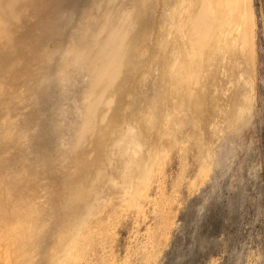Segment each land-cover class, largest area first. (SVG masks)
Instances as JSON below:
<instances>
[{"label":"rangeland","instance_id":"374dc122","mask_svg":"<svg viewBox=\"0 0 264 264\" xmlns=\"http://www.w3.org/2000/svg\"><path fill=\"white\" fill-rule=\"evenodd\" d=\"M58 1L35 0L33 14L27 21L21 23V21H16L13 12H18L20 3L25 1L0 0V85H2L0 88V103L2 102L0 104V264H47L52 261V258L62 255L59 241L63 234L67 233L66 229L71 227L72 217L77 210V204L74 202L76 189L81 187L82 192L83 189L87 190L86 185L82 186L78 183L79 177L83 175V168L89 160L92 142L96 140V137L98 138V132L103 127H109L114 112L110 110L107 115L109 120L103 121L96 129L98 136L95 134L84 145L78 146L80 148L74 152L70 150L71 147L69 150L66 149V145L76 144V138L73 137L77 136L75 134H77L78 125L74 124L76 127L72 131L64 125L70 124L68 123L70 121L68 118H71L69 114L74 116L72 120L77 116L76 119L79 117L77 120L82 121L78 113L80 110L78 107L80 103L77 102L80 98L78 92L80 87L88 83L86 81H89V76L84 73L87 77L85 80L82 71L76 77L73 76L75 77L74 84H70L78 85L84 79L83 85L80 83L82 86L80 84V87L75 86L77 88H72V86L70 88L66 84L64 86L56 79V76L60 74L59 61L64 58L62 57L64 44L69 42V36L72 34L70 32L72 30H67V28H76L81 13L89 9V3L91 5L97 0H83V3L79 0H71L72 8L70 7L71 10L67 15L69 23L66 21L54 35H51L50 40L46 41L43 32L49 20L54 17L50 12ZM87 1L88 5H86ZM43 2L45 4L42 5ZM76 2H79L82 7H77ZM120 3L123 4L124 9L131 4L130 0L115 2L116 12L118 9V12L122 11V8H119ZM140 3L144 4L141 1ZM155 3L156 0L148 1V18L154 17L155 20L153 18L150 20L156 21V29L159 31L162 28L159 24L160 16L163 14L168 16L169 11L161 4ZM254 4L258 17V90L255 91L257 92V103L254 113L246 119L240 129L232 131L229 122L224 118L227 108L224 104L227 99L226 94L230 92L224 93V102H221V107L214 111L210 119L208 118L211 123L207 120L199 126L197 107L200 104L198 96L202 90L201 83L210 76L214 69L208 67L207 63L203 71H201L202 66L194 68L192 80L194 96L190 101L188 112L186 110L176 111V114L171 115L172 117L167 116L168 112L164 115V112L160 122L151 125L150 128L147 127L148 124L144 125L143 135L145 134L144 137L148 140L145 149H153V144L157 143L161 150L162 145L160 144L163 142L175 144V140L184 142L181 145L190 149L189 179L196 173L197 166L207 160L203 153L204 148L212 147L220 151L224 139H231L234 135L239 143L235 154H231L228 150L223 153L220 166L212 173L208 183L198 186L201 188L198 189L199 191L196 189L189 193L186 187H181L179 195L181 199L173 212L183 227L175 228L171 232L168 248L166 247L163 254L166 259L164 258L165 261L163 260L162 264H264V0H254ZM153 8H155L154 14L151 12ZM86 23L87 21H83L82 25ZM160 30V32L164 31ZM166 33L168 31L165 32V36L169 38L173 35L170 30L168 34ZM234 74L230 78L237 81L238 73ZM155 75L153 68L147 72L144 67L140 68L136 75L131 73L133 91L128 96L124 94L121 101L119 98L114 101L113 109L117 108L120 102L119 107L123 110L126 101L130 103L133 98L137 99L138 104H141L140 107L144 105L141 107L143 114H139L137 119L145 123L149 116L147 101L155 93ZM217 76L222 79L224 77L223 81H219V85L230 88L233 86L226 82L227 77L224 75L220 76L217 72ZM210 81L213 80L210 78L207 82L210 83ZM38 82L41 85H38ZM66 86L69 92L71 91L69 94ZM211 87L207 85L208 91L213 90L214 87ZM74 89L79 90L76 93ZM62 91H66L65 98ZM14 92L19 94V99L22 98L19 107L12 100ZM58 93L61 97L59 106L61 110L63 109L61 113L68 115L67 118L66 115L60 118V126L65 127L63 129L65 132L61 131L62 128L53 120V112L59 100L52 102L51 96H57ZM73 94L75 95L71 97ZM71 98L77 99V103L73 99L70 100ZM64 100L70 103L67 105L71 107H68L63 102ZM172 102L174 103L173 96L169 104H173ZM64 103L72 111L67 110ZM10 110L11 114H9ZM144 110L146 113L143 112ZM191 120H195V124ZM81 121L77 123L80 124ZM139 121L135 124L132 121L123 125V136L121 135L120 141L111 147L109 153L110 161L107 163L109 170H115L114 167L118 164L124 165L127 161L134 160L136 154L133 153L136 147L132 143L134 140L131 139V134L141 132L143 124L140 122L142 126L138 125ZM228 129L230 130L227 131ZM70 135L71 142L69 141ZM201 143L204 146H201ZM176 150L177 147L174 146L169 152L171 156L167 161L168 166L166 165L169 176L166 177L165 187L169 192H171L173 179L179 167ZM145 152H141V155H145ZM64 153H66L65 158ZM116 181L108 177L104 185L105 189L113 185V189H110L113 190L110 192H114L111 195L113 199L111 205L114 207L116 205V207L111 208L110 205L109 213L120 209L122 204L120 191H117L119 187L115 185ZM97 199L99 200L92 202L98 204L99 201H103L99 196ZM91 200L93 198L89 201ZM81 205L82 208L78 210L80 216L86 213L85 203L81 202ZM132 215L133 213H129L121 217L122 222L116 227L115 250L120 256L125 255L126 244L134 232L130 227L136 226L131 222L134 219ZM140 221V228L145 227L147 222L150 223V217L144 219L142 216Z\"/></svg>","mask_w":264,"mask_h":264},{"label":"bare ground","instance_id":"6f19581e","mask_svg":"<svg viewBox=\"0 0 264 264\" xmlns=\"http://www.w3.org/2000/svg\"><path fill=\"white\" fill-rule=\"evenodd\" d=\"M24 1L20 3L19 11L13 12L16 21H21V23L27 21L33 14V5L35 4V0ZM82 1L79 0V2ZM97 1H92L93 3L90 1L91 5L88 1L87 4L85 2L86 5L89 3L90 7L86 9V12L81 13L76 28H67V30H72L70 31L72 34L69 36V42L64 44L62 56L64 58L59 61L60 74L56 76V79L64 86L66 84L73 88L84 83V79L87 78L85 74L89 76L86 85L82 88L81 84L79 85V100L77 97H75L77 99H70L80 103L78 107L81 112L78 108V113H80L82 121L81 119L77 120L79 117L76 119V115L72 120L71 118L74 116L69 114L71 118H68L70 121L67 122L70 124L65 123L64 126H68V130L70 128L71 131L76 127L74 124H77L79 128L76 127L77 134L75 135L77 136L73 137L76 138V146L69 144L66 145V149L69 150L71 147L72 152L78 150L80 148L78 146L84 145L86 141L97 134L96 129L103 121L109 120L108 112L110 110H114V112L109 127H103L98 132L99 136L97 134L98 138L96 137V140L92 142L89 160L83 168V175L79 177L78 183L82 186L86 185L87 190L83 189L82 192L81 187L76 189L74 202L77 204V210L72 217L71 227L66 229L67 233L63 234L59 241L62 255L57 256L58 258L54 256L55 258H52V261L47 264H162L165 258L163 254L169 244L171 232L175 228L183 227L173 212L174 207L178 206L181 199L179 198L181 187H186L189 193L196 189L200 190L201 188L198 186L208 183L212 173L220 166L223 153L228 150L231 154H235L239 143L236 136L232 135L231 139H224L220 151H216L212 147L204 148L203 153L207 160L203 161L204 163H199L196 173L189 179L190 149L181 145L184 142L176 140L177 144L163 142L160 144L162 145L161 150L156 143L153 144V149H145L148 140L145 139V134L143 135V128L146 124L150 128L151 125L160 122L164 112V115L168 112L167 116L176 114V111L186 110L188 112L190 101L194 96L192 88L194 68L202 66L201 71H203V67H206L207 63L208 67L214 69L210 76L208 75L209 77L201 83L202 90L198 96L200 104L197 107L199 126H202L208 118L210 119V116H213L214 111L221 107V102H224V93L230 92V94H226L227 99L224 104L227 108L225 107L224 118L229 122L232 131L240 129L246 119L254 113L257 103V92H255L258 90L257 12L254 0H156L155 4H161L169 11V17L164 14V16H160L159 24L162 27L160 29L164 30L160 32V29L159 31L156 29V21L150 20L154 17L148 18L149 0H130L131 4L125 9L120 3L121 7L119 8H122V11L119 12L118 6L116 12L115 2L120 0ZM140 1L144 4L142 5ZM79 2H76V5L81 8ZM43 4L45 3L43 2ZM71 5V0H59L52 7L50 13L54 17L49 20L44 29V40H50L51 35H54L66 21L68 22L69 16L67 18V15L71 10L70 7L72 8ZM116 5L118 4L116 3ZM154 10L155 8L151 9L152 14H154ZM74 11H76L75 8ZM83 21H87L86 25H82ZM19 26L21 27V25ZM169 30L173 32L171 38L165 36V32L169 33ZM142 67L147 72L153 68L156 73L154 76L155 93L147 101L149 116L145 123L137 119L139 114H143L141 107L144 106L140 107L141 104H138L137 99L133 98L130 103L126 101V107L122 104L123 110L119 107L120 102L118 107L113 109L114 101H117L118 98L121 101L124 94L127 96L131 94L134 86L130 75L131 73L136 75V72ZM219 69L221 71H218ZM81 72L84 75L83 81L80 75V78H77L82 82H77L78 85L75 86L70 85L74 84L73 79ZM217 72L220 73V76L227 77L226 82L233 86L230 88L219 85V81H223L224 77L222 76L223 79L218 78ZM235 72L238 73L237 81L230 78L235 75ZM74 75L75 77H73ZM210 78L213 81L209 83L207 81ZM213 84V90L208 91L207 85L211 87ZM38 85L41 83L38 82ZM67 86L66 89H68ZM67 92L69 94L71 91L69 92L68 89ZM62 93L65 98L66 91H62ZM59 95L58 93L57 96L53 95L51 98L52 102L59 100V104L53 112V120L56 125L61 127L60 118L66 114L61 113L63 109L61 110L59 106L61 104ZM12 96L15 105L19 107L22 98L19 99V94L16 92ZM172 96L174 103L169 104ZM65 100L63 102L67 105L68 102ZM67 100L69 101V99ZM67 110L69 109L67 108ZM69 111H72L71 108ZM145 111L143 112L146 113ZM9 114H11V110ZM140 117L142 118V116ZM141 118L139 119L141 120ZM77 121H81L80 124ZM132 121L134 124L137 121H139L138 125L140 122L143 124V126L140 124L142 126L140 133L131 134V139L134 140L132 143L136 147L133 153L136 154L135 158L133 161L122 164L123 167L118 164L114 167L115 170H109L107 163L110 161L111 147L120 141L123 125ZM191 121L195 124V120ZM209 122L211 123V121ZM65 127L62 126L61 131L65 132L63 130ZM73 133L72 135H74ZM187 140L185 141L187 142ZM72 144L74 143L72 142ZM170 144L171 146H168ZM172 145L177 147L179 167L177 175L173 179L171 192H169L165 187V180L169 176L166 165L171 156L169 152L174 148ZM141 152H145V155H141ZM137 155L139 157H136ZM108 177L117 180L115 185L119 187L117 191H120L122 198L121 210L116 208L118 210L110 211L111 213L108 211L114 207L111 205L113 200L111 195L114 192H110L113 191L110 190L113 189V185L111 188H104ZM98 196L103 201H99L97 204L95 200H99ZM91 198L93 200L89 201ZM81 202L85 203L84 210L86 212L83 211L85 214L82 216L79 214L82 208ZM108 208L110 209L108 210ZM129 213H133L134 219L132 218L131 222L136 226L130 227L134 232L131 239L128 238L125 255L120 256L115 250L116 227L122 222L120 219ZM142 216L144 219L150 217V223L147 222L145 227L140 228Z\"/></svg>","mask_w":264,"mask_h":264}]
</instances>
